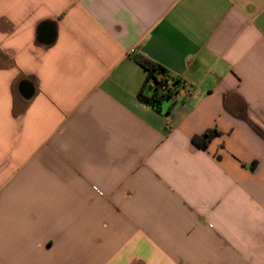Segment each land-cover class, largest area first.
Wrapping results in <instances>:
<instances>
[{"label":"crops","instance_id":"0c3cea01","mask_svg":"<svg viewBox=\"0 0 264 264\" xmlns=\"http://www.w3.org/2000/svg\"><path fill=\"white\" fill-rule=\"evenodd\" d=\"M0 264H264V0H0Z\"/></svg>","mask_w":264,"mask_h":264},{"label":"trees","instance_id":"16d2710c","mask_svg":"<svg viewBox=\"0 0 264 264\" xmlns=\"http://www.w3.org/2000/svg\"><path fill=\"white\" fill-rule=\"evenodd\" d=\"M134 60L147 72L146 80L138 93V98L152 105L159 104L166 98H171L175 87L180 84V80L175 79L166 68L142 54H136ZM217 134L215 130L207 131L202 136L194 137L192 142L196 147L204 148Z\"/></svg>","mask_w":264,"mask_h":264},{"label":"rangeland","instance_id":"374dc122","mask_svg":"<svg viewBox=\"0 0 264 264\" xmlns=\"http://www.w3.org/2000/svg\"><path fill=\"white\" fill-rule=\"evenodd\" d=\"M166 99H168V98H166ZM166 99H165V100H166ZM168 100H169V99H168Z\"/></svg>","mask_w":264,"mask_h":264}]
</instances>
